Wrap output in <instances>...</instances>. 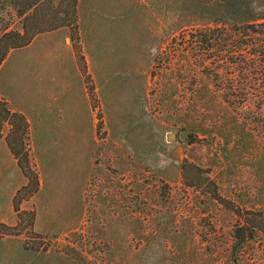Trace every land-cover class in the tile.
Here are the masks:
<instances>
[{"label":"rangeland","instance_id":"obj_1","mask_svg":"<svg viewBox=\"0 0 264 264\" xmlns=\"http://www.w3.org/2000/svg\"><path fill=\"white\" fill-rule=\"evenodd\" d=\"M111 4V12L91 13L100 19L99 64L77 59L99 140L89 187L92 110L59 34H40L0 67V97L36 128L43 179L34 195L37 228L61 229L85 205L76 225L49 236L27 227L30 215L17 236L0 229V264H264L260 230L238 254L231 248L234 229L249 223L247 217L255 229L261 223L246 213H264V78H247L242 66L233 67L247 53L238 48L244 38L233 25L264 22V0ZM80 14L85 19V6ZM66 29L67 42L82 54L78 24ZM213 30L220 33H207ZM231 97L251 99L253 106L235 111L224 102ZM9 122L0 120L4 141ZM42 124L50 126L52 141L36 139ZM68 130L70 156L63 160L55 144ZM0 148L1 219L22 173ZM214 190L224 202L214 199ZM112 196L119 205H110ZM30 201L20 209L33 211ZM116 206L129 208L130 221L118 217L126 222L113 241L97 219Z\"/></svg>","mask_w":264,"mask_h":264},{"label":"trees","instance_id":"obj_2","mask_svg":"<svg viewBox=\"0 0 264 264\" xmlns=\"http://www.w3.org/2000/svg\"><path fill=\"white\" fill-rule=\"evenodd\" d=\"M13 15L19 25L18 28L13 27ZM76 25L77 0H0V66L12 50L28 46L36 36L61 28L74 30ZM233 27L234 29L238 28L235 31L233 30V33L237 32L244 38L241 39L238 48L247 49V53L241 56V60L235 61L233 67L242 66V73L247 78L252 74L264 78V22L244 23L239 26L233 25ZM207 33L216 35L220 32L213 30ZM75 51L78 59L82 61L83 56L80 49L75 47ZM224 102L235 111L247 110L253 106L251 99L241 97L225 98ZM262 110L264 109L262 108ZM0 115L2 122L11 121V123L9 122L11 130L5 137V143L16 160L17 167L27 180L26 184L16 191L12 199L13 210L18 220L17 224L15 226H7L0 223V229L4 230L3 235L17 236L20 234V227H22L25 216L30 215L25 221L27 227H33L34 211L26 212L21 210L20 205L38 192L39 180L29 159L26 143L29 127L25 117L20 113L11 111L8 103L3 99H0ZM182 170H186L185 165H183ZM206 180H208L207 177ZM215 190L213 192L214 199L224 202ZM246 214L257 216L261 223L255 229L247 217L246 219L249 223L238 225L234 229L232 234V255L238 254L247 242L253 240L255 234L259 232L258 230L264 235V213L247 212ZM236 215L241 216L238 211Z\"/></svg>","mask_w":264,"mask_h":264},{"label":"crops","instance_id":"obj_3","mask_svg":"<svg viewBox=\"0 0 264 264\" xmlns=\"http://www.w3.org/2000/svg\"><path fill=\"white\" fill-rule=\"evenodd\" d=\"M113 2V0H77V12H78V30H79V36H80V48H81V51H82V56L84 57L85 59V62L88 66H97L99 64L100 61H98V54L100 53L101 54V46H100V39H99V27H100V19H96L95 16L91 15V13H93L96 9L100 12V13H106L107 11L108 12H111L113 11V4H111ZM85 6V11H86V14L87 16H85V19L81 17V14H80V9L83 8ZM52 33H58L59 34V38L61 39V43H60V47L63 48V50L65 51L64 53L69 55L70 58L72 59L73 61V65L77 71V75L80 79V82H82V88L84 89V93L86 95V98L90 104V107H91V110H92V127H91V135H92V143H93V146L90 148V155H89V163H90V172H89V177L87 179V183H86V188L89 187V181L91 179V175H92V171H93V157H92V154L94 152V148H95V142L96 141H99L96 137V124H97V119L95 117V112L93 110V106H92V103H91V100H90V96H89V92L88 90L86 89V86H85V81H84V75L81 73L80 69H79V66H78V57H77V53L75 51V48H73V45L68 43L67 40H68V36H69V31L66 29V28H61V29H58L56 31H53L49 34H52ZM42 35V34H41ZM40 35L36 36L34 38V40L39 37ZM87 38H89L90 40V44L87 45ZM33 40V41H34ZM31 44V43H30ZM29 44V45H30ZM90 51V53H89ZM94 56L93 58L95 59V63L93 64V59H91V57ZM8 57V56H7ZM4 63V62H3ZM136 63V61H133V64L134 65ZM2 66V65H1ZM0 66V67H1ZM128 66V65H127ZM130 66V65H129ZM89 69V68H88ZM90 70V69H89ZM93 75V74H92ZM94 78V76H93ZM0 98H5L1 95ZM5 100V99H4ZM6 101V100H5ZM9 106H11V111L13 112H17V113H20L22 114L27 123H28V127H29V132H28V138H27V141H29V145H27V149H28V154H29V159H30V162H31V165L33 167V169L36 171L37 175H38V180H39V190L41 187H43V179L41 177V170H40V159L38 158L37 156V153H36V149H35V138L34 136L36 135V128L35 126L31 123L30 119L28 118L27 114L23 111V110H20L19 108H17V106H12L10 104V102L6 101ZM37 133H39L38 137L36 138L38 141H52L51 139V128L48 124H42L41 126H38L37 128ZM70 133L71 131L68 130L67 132L64 131L63 133H60V136H59V143L57 142L55 145L57 146V152L59 154V157L60 159L62 158L63 160L66 159V156H70V152H69V148H66L65 146V141H71V138H70ZM2 139V138H0ZM3 140V139H2ZM76 141H80L78 139H76ZM4 144L5 146V155L8 158V161H10V163L16 165V160L14 159V157L11 155V153L9 152L7 146H6V143L5 141H1L0 142V147ZM49 145V143H44L42 144V149H40L41 151L43 152H49L50 151V148L47 147V145ZM51 146V145H50ZM0 151H1V148H0ZM35 155V156H34ZM17 166V165H16ZM40 170V171H39ZM21 172V171H20ZM19 182H21L19 184ZM18 182V184H16L13 189H12V192H11V196H10V205L7 209V214L4 216V218H1L0 219V223L2 224H5V225H9V226H14L15 224H17V216L13 210V206H12V199H13V196L15 195L16 191L21 188L22 186H24L26 184L27 181H25V178L22 177L20 178V181ZM119 189V188H118ZM38 190V191H39ZM86 190H85V193L84 195H86ZM36 195V194H34ZM34 195L33 197L31 198V205H33V211H34V214H35V218H34V224H33V227H34V230L35 232H37L38 234L40 235H43V236H46L50 233H55V232H61L63 230H66L67 228H69L70 226H73V225H76L78 223V221H80V219L82 218V216L84 215L85 213V205L83 204V207L82 209L78 212V213H75L71 216V218L65 222L62 226L61 229H58V230H55V231H51V229L49 228V225L47 226V228H45V230H39L37 227H38V213H37V209L35 207V202H34ZM127 201L130 200V197L127 196ZM111 200V204L114 203V204H117V199L115 198V196H112L110 198ZM107 204H109V201L107 202ZM119 205V203L117 204ZM113 206V205H112ZM24 207H21V210H23ZM129 208H127V211L126 209H122L120 208V206H116L115 208H111L110 207V211L111 213H106V215H108L107 217H104V218H100L97 219L98 223L100 222V231L101 233L104 235L106 233V235H109L108 237L111 239V240H118L119 238V235H118V232H116V230H118L120 227H123L125 226V222L126 220L123 218V219H119L118 217L120 215H124L127 216V220L128 222L130 221V218H129ZM111 231L112 233L111 234H108L107 232L108 231ZM7 252H9V248L7 247Z\"/></svg>","mask_w":264,"mask_h":264},{"label":"water","instance_id":"obj_4","mask_svg":"<svg viewBox=\"0 0 264 264\" xmlns=\"http://www.w3.org/2000/svg\"><path fill=\"white\" fill-rule=\"evenodd\" d=\"M179 137H180V138H185V137H187V134H185V133H181ZM171 138L173 139V135H169V136H168V139H171Z\"/></svg>","mask_w":264,"mask_h":264}]
</instances>
